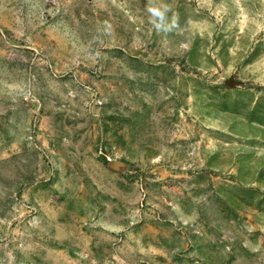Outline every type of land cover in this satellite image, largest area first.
<instances>
[{
	"label": "rangeland",
	"instance_id": "rangeland-1",
	"mask_svg": "<svg viewBox=\"0 0 264 264\" xmlns=\"http://www.w3.org/2000/svg\"><path fill=\"white\" fill-rule=\"evenodd\" d=\"M0 264H264V0H0Z\"/></svg>",
	"mask_w": 264,
	"mask_h": 264
}]
</instances>
